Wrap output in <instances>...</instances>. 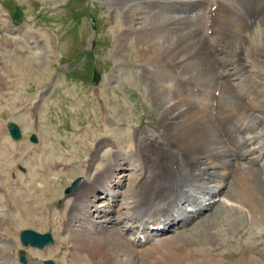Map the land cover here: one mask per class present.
Here are the masks:
<instances>
[{"label":"bare ground","instance_id":"6f19581e","mask_svg":"<svg viewBox=\"0 0 264 264\" xmlns=\"http://www.w3.org/2000/svg\"><path fill=\"white\" fill-rule=\"evenodd\" d=\"M105 1L123 13V21L118 19L111 30L119 38L120 50L127 44L135 45L138 68L159 119L158 130L150 135L140 129L132 139L135 146L129 158H124L122 136L116 135L113 143L114 135L108 133L95 150L89 147L92 158L83 167L87 170L94 167L101 145L110 142L116 151L111 160L104 157L105 163L93 178L67 195L64 214L44 208L47 193L43 190L47 185L59 190L62 176L77 173L71 162L64 172L52 171L58 164L64 166L69 159L66 155L57 158L55 152L48 156L49 151L42 149L40 155L25 161L30 166L29 177L19 176L17 182L1 180L0 264H20L16 234L27 228L43 231L54 217L60 220L56 221L60 223L57 233L53 229L59 242L46 250L61 256L57 264H215L213 253L223 239L210 226L203 227L200 235L177 239H156L157 233L150 229L161 224L178 228L185 219L179 216L206 211L219 194L248 210L249 227L259 226L264 214V101L263 94L255 90L263 85L248 75L250 65L264 59V0ZM7 30L12 31L11 26L0 11V34ZM21 39L36 45L44 70V59L52 54L49 30H24ZM231 48L238 57L234 66L225 59ZM0 50L7 54L1 39ZM21 64L25 63L18 60L12 67L13 74L19 75L14 80L18 84L34 74L33 66L23 71ZM240 74L247 77L244 87L231 79ZM5 80L0 75V118L8 111L16 116L15 106L22 107L17 120L29 130L41 106L28 110L31 102L26 93L19 99L17 94L6 93ZM3 134L0 125V139ZM17 149L22 145L0 140V178L15 171L19 159L23 161L25 156ZM17 156L21 158L17 160ZM125 165L139 174L126 179L132 186L121 193L117 189L122 190L125 183L115 179V173ZM50 175L55 178L50 179ZM99 191H104L106 210L92 200ZM241 230L238 232L243 233ZM28 252L30 258L35 254L30 249ZM40 252L29 264H44L47 253ZM244 255L242 264H264V250L259 246L248 245Z\"/></svg>","mask_w":264,"mask_h":264},{"label":"rangeland","instance_id":"374dc122","mask_svg":"<svg viewBox=\"0 0 264 264\" xmlns=\"http://www.w3.org/2000/svg\"><path fill=\"white\" fill-rule=\"evenodd\" d=\"M18 8L22 12V21L20 25H15L13 15ZM0 11H2L3 19L9 22L12 29V31L7 30V32L2 33L3 35L0 34L1 43L6 48L4 51L7 52L6 54L0 50V56L2 55L0 57V75L5 77V81L8 83L4 91L13 96L17 94L16 99L26 93V97H24L31 102L28 107L30 111L32 108L35 110L36 105L41 106L34 113L33 117H35L29 130H25L23 124L17 120L22 107L15 106V109L17 108L16 116L8 111L4 119L0 118V125H3L4 128L1 142L9 141L11 144L22 145V149H17V152H23V156H25L23 161L19 159L20 156H17L16 159H19L17 161L19 164L15 166V171H7L5 173L6 177H1L0 181L11 180L17 182L21 176L29 177L30 168L28 170V167L30 166L25 161L29 157L33 159L35 156L40 155L42 149L46 148L49 151H47L48 156H53L52 154L55 152L58 153L57 158H62L60 154L66 155V159L68 157L69 159L67 162H63L64 166L58 164V168L55 167L56 169L53 168L52 171L54 173L64 172L65 166L71 162V165L75 163L73 167L77 170V173L75 171L62 176L59 179V190L50 189V185L45 186L43 190V194L47 193V199H43L44 208L49 212L51 211L50 213L56 211L63 213L67 206L66 203L69 201L67 197L73 191L82 187L84 181L93 178L97 168L101 167L108 157L111 160L110 155L112 156L113 152L116 151V148L110 142L101 145L99 148L101 150H98L95 154L93 166L96 169L93 167L91 170H87L83 167L92 158V153L88 150L89 147L95 150L101 138L103 139L108 133L114 135L112 139H115L116 135L118 137L122 136L121 138H124L123 141L126 143L124 158H129L128 155L133 152L134 135L140 133L142 129H145V132L150 135L157 132L159 119L151 103L147 85L144 83L145 79L139 71L140 68H138L139 57L135 45L127 44L123 46L125 49L122 47L120 50L119 38L112 33L111 27L115 25L117 20L123 21L121 9L114 11V7L110 5V2L105 0H56V2L54 0H0ZM114 12L115 14H113ZM174 14L178 15L175 12ZM92 21H95V27ZM40 29L43 32L49 30L52 46L51 56L44 59V70H41L42 61L37 57L38 54L36 55V45L31 43L32 41L27 40L29 41L27 42L25 39H21L24 30L37 31ZM11 39L13 41L15 39L22 40V44H15ZM116 50L120 52L116 53ZM225 59L233 66L238 61L233 48L229 49ZM18 60L25 63L21 64L22 67L19 65V69L23 70L27 66H33L34 69L33 77L22 84L14 82V80L19 79V75L15 76L13 74L12 67ZM232 65L230 68L233 67ZM250 67L253 74L250 73L248 76H252L253 81L263 85L262 88L255 91H257L256 94H263L261 98L264 101V59L253 63ZM95 70L101 75L98 84L93 82ZM246 78L241 74L231 77L233 83L241 87L248 84ZM212 88L213 86H211ZM213 92L212 90L211 94ZM28 113L30 112L28 111ZM106 116L110 119H107ZM115 117L117 118L116 121ZM10 123L17 124L21 129V140H14L10 136L8 129ZM33 135L37 138L36 143L31 141ZM158 139L162 140V138ZM75 140L76 142H74ZM111 141L115 143L116 139ZM76 156H79V159ZM31 165L35 167V164ZM53 172L51 173L53 174ZM132 174L137 176L139 172L129 165L123 166L115 173V179L119 178L120 182L125 183L122 190L117 189L121 193L128 190L130 185L132 186L131 182L129 183L126 180H129ZM123 175L126 177H123ZM49 177L50 179L55 178L54 175ZM56 179L58 180V178ZM76 183L78 185H75ZM2 192L4 193V189L0 187V195H3ZM56 192L57 194H55ZM103 192L99 191L95 196L97 199L92 200L95 205L101 207L102 210H106L108 203L105 198H102L105 196ZM211 202L214 205L207 208L192 223L175 232L165 234L161 238L177 239L179 236L187 237L197 233L200 235L203 227L210 226L212 232L218 233L223 239H220L219 247H216L213 253L217 257L215 264L244 263V254L248 245L253 244L259 246L262 251L264 250L262 249L264 248V214L259 215L258 227H249L250 223L246 221L249 217L248 210L241 205L229 202L221 194ZM117 208L119 207L117 206ZM56 221L60 222L57 217H54L53 221L47 223L48 225L43 231L27 228L16 234L15 239L19 244V251L25 250L27 257L29 249L35 253L34 255L37 251H41V254L45 252L47 253L44 255L45 261L52 260L54 264H57L58 258L61 256L46 250L54 247L59 242L56 229L60 223ZM243 227L244 229H242ZM25 230H32L39 234H51L54 243L42 250L37 248L35 250L30 246L25 247L20 241V235ZM238 230L244 232L239 233ZM61 237L63 238L64 235H61ZM16 253V256H19V252ZM34 255H32V258H27L28 264L30 260L33 261L32 259L36 257Z\"/></svg>","mask_w":264,"mask_h":264},{"label":"water","instance_id":"95a60500","mask_svg":"<svg viewBox=\"0 0 264 264\" xmlns=\"http://www.w3.org/2000/svg\"><path fill=\"white\" fill-rule=\"evenodd\" d=\"M15 24H19L21 22V12L17 10L14 14ZM100 80V76L97 72H95L94 82L98 83ZM10 133L11 136L20 140L22 135L19 127L16 124H10ZM31 140L33 142H37V138L32 136ZM75 185H78L77 183ZM21 240L25 246H32L39 249H44L45 247L53 244V237L50 234L41 235L33 231H24L21 235ZM21 263L26 264L27 259L25 258V252L21 251ZM46 264H54L53 261H46Z\"/></svg>","mask_w":264,"mask_h":264}]
</instances>
